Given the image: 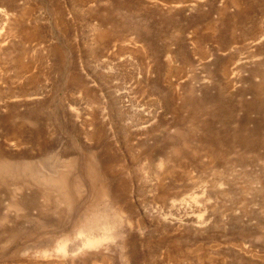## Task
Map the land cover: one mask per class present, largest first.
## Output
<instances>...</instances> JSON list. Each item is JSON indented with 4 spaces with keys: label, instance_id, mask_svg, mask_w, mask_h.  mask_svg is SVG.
I'll return each instance as SVG.
<instances>
[{
    "label": "rangeland",
    "instance_id": "rangeland-1",
    "mask_svg": "<svg viewBox=\"0 0 264 264\" xmlns=\"http://www.w3.org/2000/svg\"><path fill=\"white\" fill-rule=\"evenodd\" d=\"M0 264H264V0H0Z\"/></svg>",
    "mask_w": 264,
    "mask_h": 264
},
{
    "label": "bare ground",
    "instance_id": "bare-ground-1",
    "mask_svg": "<svg viewBox=\"0 0 264 264\" xmlns=\"http://www.w3.org/2000/svg\"><path fill=\"white\" fill-rule=\"evenodd\" d=\"M108 227H110V226H108ZM98 241H99V239H94V238L93 239H88V240H86V244H92V245H94V244L98 243Z\"/></svg>",
    "mask_w": 264,
    "mask_h": 264
}]
</instances>
